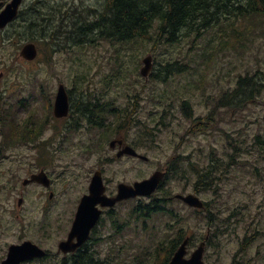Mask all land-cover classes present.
Segmentation results:
<instances>
[{"label":"flooded vegetation","instance_id":"1","mask_svg":"<svg viewBox=\"0 0 264 264\" xmlns=\"http://www.w3.org/2000/svg\"><path fill=\"white\" fill-rule=\"evenodd\" d=\"M14 1L0 0V15ZM64 21V5L60 0H20L13 18L5 25L0 24V264L7 259L12 246L25 242L40 246L46 250V254L21 264L49 259L58 260V264H70L73 258L85 254L90 255V260L99 264H113L114 257H109L108 253L102 257L100 251H95L97 244L105 242L109 245L110 252L117 250L118 246L120 249L126 247V250L129 247L133 248L134 243H129L125 238L124 228L130 221H134L137 227L140 226L144 230L143 225L153 216L162 219L165 225L164 231L154 242L150 264H170L184 242L185 260L191 259L202 245V264H212L211 259H208L209 249L219 247L220 242L230 236H235L238 247L229 264H264V228L257 225L255 215L248 209L249 205L245 203L244 206L234 209L224 207L223 210L217 207V203L214 204L205 197L208 191L219 194V187L229 180L219 176L202 178L199 174L211 167L217 173L215 166L220 162V158L210 157L208 164L195 168L190 156L179 153L177 148L166 164L155 169L148 177L133 182L118 181L111 187L107 166H110L113 160L125 157L149 160V156L142 153L139 148L141 137L129 140L134 119L127 115V107L108 103L109 106L104 108V113L98 112L95 115L98 119L90 122L87 116L73 112V108L74 115L56 114L55 100L59 85L52 101L47 92V78L39 80L40 90H36L37 92L27 90V84L37 75L36 72L47 75L49 69L55 68L57 64L55 56L63 49ZM29 44L36 47L34 58H27L23 54L25 46ZM44 97H47L48 101H43ZM214 103L211 113L203 118H197L191 101L181 102L183 115L191 120V125L186 129L183 138L192 133L202 134L210 130L213 132L216 128L213 111L220 116L223 115L222 108L232 109L233 112L244 108L240 101ZM74 104H77V101ZM69 116L73 117L69 125L71 130L75 132L88 130L92 137L98 135L100 131L104 132L105 142L109 148L102 145L82 148L89 153H104V156L90 173L87 193L84 191L77 195L79 201L73 222L65 235L64 232L59 234L57 251H54L45 243L49 238V228L52 226L49 222V209L58 201L60 193L64 194V190L59 188L58 174L63 172L66 164L67 151L64 147L63 133L65 120ZM196 126H200L201 130L196 132ZM216 130L230 137L223 128ZM231 136L227 147L238 150V141L232 133ZM255 143L254 149L261 152ZM127 148L134 149L136 153L122 152ZM107 149L114 152L115 156L106 153ZM226 167L227 165L225 169ZM97 171L102 174L105 194L109 198L118 195L121 183L134 185L137 181L151 177L156 171H162L164 176L150 195L124 198L117 200L113 205L99 204L102 213L91 228L89 236L75 251L64 252L60 249V243L68 239L81 199L89 193L92 177ZM194 172L197 178L192 181L188 176ZM172 181H176L174 186ZM189 195L197 196L203 202V206L198 207L188 202L185 198ZM67 198L63 197L62 202L64 203ZM69 200L68 198L66 202ZM129 201L134 203L132 209L123 211V205ZM175 203L186 207L190 212L182 215V212L168 206ZM193 214L203 215L205 219V230L199 235L189 225ZM104 222L110 224L111 231L104 234L109 233L108 236L98 235L99 227ZM182 222L187 223L189 227L181 226ZM252 222H255L256 226L254 223L252 226ZM141 223L143 225H140ZM116 236L123 238V243L118 245ZM137 248L143 247L140 244ZM250 248L257 250L259 257L255 261L247 254L245 256V252ZM143 250L144 248L133 255L131 262L126 264H145Z\"/></svg>","mask_w":264,"mask_h":264},{"label":"rangeland","instance_id":"2","mask_svg":"<svg viewBox=\"0 0 264 264\" xmlns=\"http://www.w3.org/2000/svg\"><path fill=\"white\" fill-rule=\"evenodd\" d=\"M104 1L60 0L64 8L69 9H83L88 5L101 8ZM94 39V43L84 44L76 36L66 41L64 35L63 49L55 56V68L49 69L47 75L36 72L37 75L28 82L27 90H40L39 80L47 78V92L52 101L59 83H64L68 93L69 90L72 91L69 94L73 100L70 98L71 103L82 99L80 96L84 95L91 97L83 98L85 100L96 101L98 96L103 97V103L127 107V115L134 119L129 140H136L140 136L139 148L149 156V160L126 157L113 160L107 166L111 187L118 181L133 182L148 177L155 169L166 164L177 148L179 153L190 156L195 168L208 164L210 157H218L221 160L215 166L216 176L229 180L219 187V194L208 191L205 197L214 204L217 203V207L223 210L224 207L234 209L248 204L257 225L264 228V149L261 152L254 149L255 137L264 136V91L257 100L246 104L242 110L233 112L232 109L222 108L223 115L220 116L213 111L216 118L213 132L210 130L202 134L192 133L183 138L191 120L186 119L181 110L182 101H191L194 115L203 118L214 109L215 101H222V96L235 88L240 75H252L260 69L261 78L264 79V32L248 36L245 44H238L237 49L231 46L219 48L221 34L217 27L198 39L185 36L175 44H159L156 48L153 47V42L140 39L133 42H112L108 39H96V36ZM148 54L154 56V66L150 78L146 80L140 70L143 66L142 60ZM168 62H179L186 66L182 73L173 75L167 82L153 79L152 75L161 73L162 65ZM43 101H48L47 97ZM72 121V116L65 120L63 140L67 151L66 164L63 172L58 174L59 188L64 190V194L60 193L58 201L49 209V222L52 226L45 245L54 251H57L59 234L64 232L65 235L73 222L79 201L77 195L87 190L90 173L104 156V153H89L82 148L100 145L109 148L104 132L100 131L93 137L88 130L75 132L69 126ZM218 128H223L230 137L216 130ZM231 133L238 141V150L227 147ZM107 151L106 153L115 156L114 152ZM188 178L195 181L196 173H189ZM172 184L174 186L176 181H172ZM63 197L70 200L66 202L67 198L66 203H63ZM133 205L129 201L122 209L130 211ZM168 206L182 212V215L190 212L178 203ZM253 223L256 226L255 222H252V226ZM146 224H140L144 227L142 230L134 221H130L124 228L125 238L129 243H134L133 248L128 245L126 250V247L120 249L118 246L117 250L110 252L109 245L103 242L97 244L95 251H100L102 257L106 253L109 257H114L113 264H126L144 248L147 264L152 258L154 242L164 231L165 223L153 216ZM189 225L199 235L205 230L203 215L193 214ZM189 225L184 222L181 224L187 227ZM109 231L110 224L104 222L99 227L98 235L108 236L109 233L104 234ZM116 239L118 245L124 241L117 236ZM140 244L143 248L138 249ZM237 247L235 236L225 237L219 247L209 249L208 259H211L212 264H229ZM256 251V248H250L245 256L247 254L255 261L259 257ZM58 263V260L49 259L25 264Z\"/></svg>","mask_w":264,"mask_h":264},{"label":"trees","instance_id":"3","mask_svg":"<svg viewBox=\"0 0 264 264\" xmlns=\"http://www.w3.org/2000/svg\"><path fill=\"white\" fill-rule=\"evenodd\" d=\"M64 18L66 41L75 36L84 44L94 43L95 36L112 42L140 39L153 42L156 48L159 44H175L185 36L198 39L217 27L221 34L219 48L231 46L237 49L238 44H245L248 36L264 32V0H105L101 8L96 5L83 9L65 7ZM185 66L179 62H168L162 65L161 73H154L152 78L167 82L173 75L182 73ZM261 72L258 69L252 75H240L235 88L227 91L222 101L225 104L240 101L245 107L257 100L264 91ZM69 92L72 93L71 90ZM80 98L77 104L72 103L73 112L87 116L90 122L97 120L95 115L104 113V108L109 106L101 102L103 97L97 96L96 101L83 99L90 96L82 95ZM199 127H195L196 132L201 130ZM255 139L260 151L264 149V136L258 135ZM202 171L199 173L202 178L216 176L212 167ZM90 259L91 256L85 254L73 258L70 264L98 263Z\"/></svg>","mask_w":264,"mask_h":264},{"label":"water","instance_id":"4","mask_svg":"<svg viewBox=\"0 0 264 264\" xmlns=\"http://www.w3.org/2000/svg\"><path fill=\"white\" fill-rule=\"evenodd\" d=\"M20 0H15L6 10L0 15V24L5 25L16 13V8ZM23 54L27 58H34L36 55V47L34 44L26 45ZM154 58L152 54H148L143 58V66L140 70L141 75L149 79L152 73ZM70 103L67 89L63 83L59 85L58 93L56 96V114L58 116H67L69 113ZM122 152L136 153L134 149L127 148ZM164 173L162 171H156L151 177L142 181H137L134 185L121 183L119 185V193L116 197L109 198L105 194V185L102 179V174L97 171L92 177L89 193L84 195L81 199V203L77 212L76 219L73 223L72 229L69 233L67 240L60 243V249L64 252L75 251L89 236L91 228L97 223L102 213L98 207L113 205L117 200L129 198L137 195H150L158 186L159 182L163 178ZM188 202L195 206L202 207L203 202L195 195H189L185 198ZM77 238V241H75ZM186 242L177 252L170 264H202L203 246L193 254L189 260L184 259ZM46 254V250L31 242H25L21 245H14L11 247L7 259L1 264H20L23 261L29 260L35 257H43Z\"/></svg>","mask_w":264,"mask_h":264}]
</instances>
